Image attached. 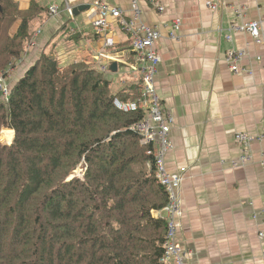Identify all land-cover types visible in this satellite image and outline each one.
Wrapping results in <instances>:
<instances>
[{
	"label": "trees",
	"instance_id": "1",
	"mask_svg": "<svg viewBox=\"0 0 264 264\" xmlns=\"http://www.w3.org/2000/svg\"><path fill=\"white\" fill-rule=\"evenodd\" d=\"M48 9L0 0L1 77ZM106 76L85 63L61 69L51 50L0 97V133L14 132L0 141V264H161L168 194L156 149L134 130L142 109L113 105L136 101L140 86L116 93ZM77 166L82 177L69 178Z\"/></svg>",
	"mask_w": 264,
	"mask_h": 264
},
{
	"label": "crops",
	"instance_id": "2",
	"mask_svg": "<svg viewBox=\"0 0 264 264\" xmlns=\"http://www.w3.org/2000/svg\"><path fill=\"white\" fill-rule=\"evenodd\" d=\"M14 1L25 10L31 0ZM132 1L69 0L74 13L70 18L62 0H36L48 8L58 6V13L54 17L47 13L34 22L39 34L13 71L9 89L43 52L51 50L61 69L76 63L98 70L99 64L105 66L104 74L116 93L139 85L131 69L135 59L130 36L112 22L109 36L114 47L107 50L109 59L98 61L104 39L92 27L98 3L120 9L129 19ZM157 2L164 8L161 13L149 0H139V7L141 22L161 34L155 43L161 55L155 89L165 112L174 117L165 169L183 176L177 188L183 211L178 242L194 252L190 264H264V240L258 237L262 228L252 221L253 214L264 207V171L260 166L264 153V58L255 60L264 56V0ZM208 3L216 9L211 10ZM175 20H180L177 41L168 38ZM256 21L262 22L263 43H255L243 32L232 33V43L225 40L233 23ZM64 24L68 32L59 33ZM231 49L244 51L239 67L245 72L234 74L228 69L225 54ZM114 64L116 71L112 72ZM3 131L5 138L13 140L12 130L1 134ZM236 133L261 138L243 146L235 140ZM241 157L247 159L240 163Z\"/></svg>",
	"mask_w": 264,
	"mask_h": 264
},
{
	"label": "built area",
	"instance_id": "3",
	"mask_svg": "<svg viewBox=\"0 0 264 264\" xmlns=\"http://www.w3.org/2000/svg\"><path fill=\"white\" fill-rule=\"evenodd\" d=\"M158 12H163V7L157 0H149ZM66 13L73 17V8L69 0H62ZM211 10L216 6L208 3ZM58 13V6H50L48 16L54 17ZM130 18L124 17L118 8H113L105 3H98L94 7L92 14V27L96 35L104 39V49L99 52L97 60L109 59L108 49L114 47V39L109 36L111 33V23H117L130 36V50L134 55V64L131 65L135 79H139L140 97L133 102H122L118 98L113 100L114 107L123 113L136 112L139 108L143 111V119L134 125V130L140 136V143L143 145H153L156 149V167L160 184L165 188L168 194V204L161 211L167 220V230L163 244V254L160 259L161 264H190L194 252L184 248L178 242V231L180 221L183 216L182 204L178 195V186L183 181V176L178 173H171L165 169L164 155L170 148L169 135L174 124V117L165 112L155 89V78L158 73V67L161 63V55L155 48V43L161 39V34L155 28L148 27L141 22V9L139 0H133L130 4ZM239 15V13H236ZM180 20H175L169 26L168 38L173 41L178 40V30ZM229 34L225 36L227 42L233 41L232 33L243 32L252 36L255 43H263L262 39V22H243L242 24L233 23L228 30ZM39 34L34 33V37ZM32 43V41H31ZM30 43V44H31ZM29 47V46H28ZM244 58L243 50L231 49L225 54V62L230 72L239 74L245 72L239 67L241 60ZM264 56H257L256 61H261ZM23 61V60H22ZM18 61V65L22 63ZM21 62V63H20ZM16 66V67H17ZM15 69L9 70L7 77L0 76V97L6 100L9 94V81ZM99 70L107 72V68L99 64ZM258 136L236 133L235 140L243 146H250L260 140ZM247 158L241 157L240 163ZM260 166L264 171V153L260 160ZM251 205V203H250ZM252 221L257 222L262 230L258 232L260 240H264V207L260 213H254Z\"/></svg>",
	"mask_w": 264,
	"mask_h": 264
},
{
	"label": "rangeland",
	"instance_id": "4",
	"mask_svg": "<svg viewBox=\"0 0 264 264\" xmlns=\"http://www.w3.org/2000/svg\"><path fill=\"white\" fill-rule=\"evenodd\" d=\"M124 69L123 68H121L120 69V71L122 72ZM125 72V71H124ZM107 78L109 79V76L107 75ZM111 79V78H110ZM111 81V80H110ZM113 84V83H112ZM6 134V131H3V133L1 134L0 133V141L2 142V143H10L12 140V138H10L9 140H8V138H5V135ZM83 171H84V167H82V166H77V167H75L74 168V170L73 171H71V173H70V176H69V178L70 177H75V176H78V177H82V174H83Z\"/></svg>",
	"mask_w": 264,
	"mask_h": 264
},
{
	"label": "water",
	"instance_id": "5",
	"mask_svg": "<svg viewBox=\"0 0 264 264\" xmlns=\"http://www.w3.org/2000/svg\"><path fill=\"white\" fill-rule=\"evenodd\" d=\"M75 13H76V12H75ZM115 69H116V65L114 64V65L111 66L110 71H112V72H113V71H116Z\"/></svg>",
	"mask_w": 264,
	"mask_h": 264
},
{
	"label": "bare ground",
	"instance_id": "6",
	"mask_svg": "<svg viewBox=\"0 0 264 264\" xmlns=\"http://www.w3.org/2000/svg\"><path fill=\"white\" fill-rule=\"evenodd\" d=\"M9 137V136H8ZM11 137V136H10Z\"/></svg>",
	"mask_w": 264,
	"mask_h": 264
}]
</instances>
